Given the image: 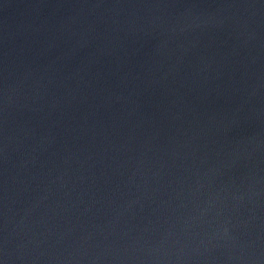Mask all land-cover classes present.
<instances>
[{
  "label": "water",
  "instance_id": "1",
  "mask_svg": "<svg viewBox=\"0 0 264 264\" xmlns=\"http://www.w3.org/2000/svg\"><path fill=\"white\" fill-rule=\"evenodd\" d=\"M0 264H264V0H0Z\"/></svg>",
  "mask_w": 264,
  "mask_h": 264
}]
</instances>
